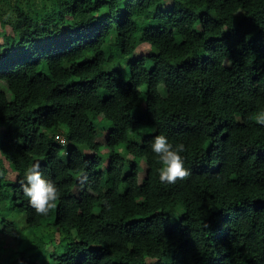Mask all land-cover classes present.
<instances>
[{
    "label": "trees",
    "instance_id": "trees-1",
    "mask_svg": "<svg viewBox=\"0 0 264 264\" xmlns=\"http://www.w3.org/2000/svg\"><path fill=\"white\" fill-rule=\"evenodd\" d=\"M0 80V264H264V0H0Z\"/></svg>",
    "mask_w": 264,
    "mask_h": 264
},
{
    "label": "clouds",
    "instance_id": "clouds-1",
    "mask_svg": "<svg viewBox=\"0 0 264 264\" xmlns=\"http://www.w3.org/2000/svg\"><path fill=\"white\" fill-rule=\"evenodd\" d=\"M257 123L264 124V116L259 117ZM151 148L163 165L159 172L161 183L171 184L189 176V171L184 167V158L181 155L185 151V146L182 143L174 147L165 135H158L154 138ZM21 186L32 207L41 215H46L55 207V202L60 195L56 185L41 174L38 162L27 170Z\"/></svg>",
    "mask_w": 264,
    "mask_h": 264
},
{
    "label": "rangeland",
    "instance_id": "rangeland-1",
    "mask_svg": "<svg viewBox=\"0 0 264 264\" xmlns=\"http://www.w3.org/2000/svg\"><path fill=\"white\" fill-rule=\"evenodd\" d=\"M145 44H146V43H145ZM145 44H143L142 46H139V47L137 48L136 52H140V50H145V49L148 47V45H147V44L145 45ZM0 89L6 91L7 94H8V96L10 97V92L8 91V86H7L6 82L3 81V80H0ZM262 116H264V115H261L260 117H262ZM256 119H257V118H256ZM1 126H2V125H1ZM105 128H106V129H105L104 133L97 137V141L100 142V144L102 145V149H106V147H105V141H106V135H107V131H108V130H107V129H108V125H106ZM5 162H6V161H5ZM6 163H7V169H8V172H11L12 170H11L10 165L8 164V162H6ZM141 167H144V163H141ZM12 172H13V171H12ZM13 173L15 174V172H13ZM141 176H142V175H141ZM7 237H8V236H7ZM4 238H5V237H4ZM5 240H6V238H5ZM8 242L12 243V242H13V239L10 238V237H8ZM48 247L50 248L51 245H49Z\"/></svg>",
    "mask_w": 264,
    "mask_h": 264
}]
</instances>
